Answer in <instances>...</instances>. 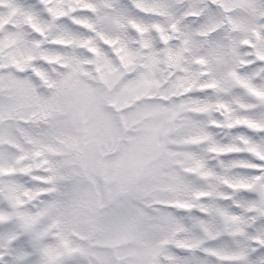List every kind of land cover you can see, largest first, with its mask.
<instances>
[{
    "label": "rangeland",
    "instance_id": "374dc122",
    "mask_svg": "<svg viewBox=\"0 0 264 264\" xmlns=\"http://www.w3.org/2000/svg\"><path fill=\"white\" fill-rule=\"evenodd\" d=\"M182 1L0 0V255L32 232L62 264L232 258L248 221L221 213L264 190V0Z\"/></svg>",
    "mask_w": 264,
    "mask_h": 264
},
{
    "label": "snow or ice",
    "instance_id": "6c2138e0",
    "mask_svg": "<svg viewBox=\"0 0 264 264\" xmlns=\"http://www.w3.org/2000/svg\"><path fill=\"white\" fill-rule=\"evenodd\" d=\"M42 3L43 0H40ZM38 6L37 0H24L21 7L35 8ZM214 127H219L215 125ZM213 151H215L213 149ZM256 167L246 169L249 179L255 180L264 177V159L254 158L252 161ZM264 185V181H260ZM200 195L199 193L197 194ZM240 204L226 205L228 211L221 213L229 222L239 221L240 216L236 214L239 209L244 214L248 224L243 229H239L236 238L231 235L219 240L214 247L222 248L231 254L230 259H214L213 264H264V190L256 191L245 187L241 190L239 197ZM190 206H185L182 210H187ZM201 218L208 216L205 208L200 209ZM200 219V218H194ZM211 222H218L215 217L210 218ZM41 243L36 234L32 232L22 233L12 242V254L9 256L0 255V264H48L41 250ZM17 252L23 255H17ZM215 256V254H213ZM174 264H181L177 259ZM195 264H209L208 261L196 260Z\"/></svg>",
    "mask_w": 264,
    "mask_h": 264
}]
</instances>
